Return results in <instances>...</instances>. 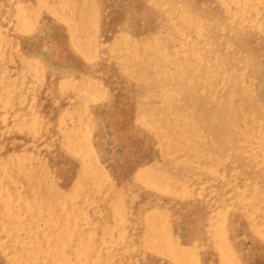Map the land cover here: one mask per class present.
<instances>
[{"label": "rangeland", "instance_id": "374dc122", "mask_svg": "<svg viewBox=\"0 0 264 264\" xmlns=\"http://www.w3.org/2000/svg\"><path fill=\"white\" fill-rule=\"evenodd\" d=\"M263 128L264 0H0V264L54 253L58 200L66 263L77 231L102 263L180 264L156 214L195 264H228L222 238L264 264Z\"/></svg>", "mask_w": 264, "mask_h": 264}, {"label": "bare ground", "instance_id": "6f19581e", "mask_svg": "<svg viewBox=\"0 0 264 264\" xmlns=\"http://www.w3.org/2000/svg\"><path fill=\"white\" fill-rule=\"evenodd\" d=\"M220 2V1H219ZM251 6V5H250ZM233 8V7H232ZM236 8V7H235ZM186 9V8H185ZM203 9V8H202ZM259 9V8H258ZM239 10V9H238ZM237 10V11H238ZM200 11V10H199ZM246 11V10H245ZM70 12V11H69ZM194 13V12H193ZM240 13V12H239ZM253 13V12H252ZM229 14V13H228ZM230 15H231V13H230ZM197 17V16H196ZM237 17V16H236ZM235 17V18H236ZM182 18V17H181ZM236 19H238V17L236 18ZM17 20V19H16ZM183 20V19H182ZM243 20V19H242ZM232 21V20H231ZM237 22H239L238 20H236ZM235 21V22H236ZM261 21V20H260ZM233 22H234V20H233ZM232 22V23H233ZM236 22V23H237ZM241 22V21H240ZM166 23V22H165ZM244 25H246V24H244ZM243 25V26H244ZM231 26H232V24H231ZM233 26H235L234 24H233ZM171 27H172V25H171ZM200 28V27H199ZM251 28V27H250ZM165 29V28H164ZM177 29V28H176ZM219 29H222L220 26H219ZM242 29V28H241ZM256 29V28H255ZM173 30V29H172ZM259 30V29H258ZM167 32V31H166ZM172 32H174V31H172ZM208 32V31H207ZM246 32V31H245ZM176 33V32H175ZM190 33V32H189ZM177 34H178V32H177ZM200 34H202V33H200ZM173 35V34H172ZM195 35V34H194ZM205 35H207L206 33H205ZM174 37V36H173ZM175 38V37H174ZM191 38V37H190ZM136 39V38H135ZM170 39L171 38H169V41H170ZM172 40V39H171ZM149 41V40H148ZM179 42V41H178ZM184 42V41H183ZM170 43V42H169ZM174 43H172V45H173ZM227 44V43H226ZM166 45V44H165ZM175 46H176V44H174ZM173 45V46H174ZM145 46H147V45H145ZM149 46V45H148ZM164 46V45H163ZM229 46H230V44H229ZM229 46H227V47H229ZM202 47V46H201ZM151 48V47H150ZM198 48V47H197ZM230 48V47H229ZM167 51H168V49H167ZM123 52H124V50H123ZM193 52V51H192ZM158 53V52H157ZM128 54V53H127ZM119 55V54H118ZM126 55V54H125ZM195 55V54H194ZM208 55V54H207ZM241 55H243V54H241ZM158 56V55H157ZM196 56V55H195ZM209 56V55H208ZM240 56V55H239ZM154 57V56H153ZM194 57V56H193ZM242 58H244V57H242ZM246 58V57H245ZM189 59V58H188ZM211 59V58H210ZM171 60V59H170ZM187 60V59H186ZM191 60V59H190ZM214 60V59H213ZM192 61V60H191ZM217 61V60H216ZM187 62V61H186ZM202 62V61H201ZM155 63V62H154ZM199 63V62H198ZM184 64V63H183ZM182 64V65H183ZM203 66H204V64L203 63H201ZM191 65V64H190ZM207 65V64H206ZM180 65H178V67H179ZM211 66H213L212 64H211ZM177 67V66H176ZM175 67V68H176ZM216 67V66H215ZM190 68H193L192 67V65H191V67ZM153 69V68H152ZM143 70H145V69H143ZM155 70V69H154ZM167 70H169V69H167ZM157 71V70H156ZM178 72V71H177ZM213 72V71H212ZM181 74H182V72H181ZM158 77V76H157ZM165 77V76H164ZM162 78V77H161ZM186 82H189V80L188 81H186ZM190 82H192V79H191V81ZM181 85V84H180ZM171 86H173V85H171ZM177 86V85H176ZM176 86H174V87H176ZM212 86V85H211ZM101 87V86H100ZM263 87V86H262ZM210 88V87H209ZM200 90H201V87H200ZM203 90V89H202ZM254 102V101H253ZM258 107V106H257ZM234 112V111H233ZM86 113V112H85ZM179 114V113H178ZM229 114V113H228ZM88 115V114H87ZM226 116V115H225ZM229 117V116H228ZM224 118V117H223ZM150 119V118H149ZM215 119H217V118H213L212 117V119L210 118V120H211V122H212V124L213 125H217V122H218V120H215ZM226 119H228V118H226ZM187 120V119H186ZM185 120V121H186ZM225 120V119H224ZM223 120V121H224ZM221 122V121H220ZM234 122V121H233ZM224 124H228V122L227 123H225V122H223ZM257 123V122H256ZM211 124V123H210ZM232 124V123H231ZM258 124V123H257ZM255 125V124H254ZM254 125H253V127H254ZM229 126V125H228ZM231 126V125H230ZM257 126V125H256ZM259 126V125H258ZM232 127V126H231ZM240 127V126H239ZM248 127V126H247ZM250 127V126H249ZM248 127V128H249ZM220 127H218V129L217 130H219V131H222L221 129H219ZM222 128V127H221ZM228 128V127H227ZM236 128V127H235ZM247 128V129H248ZM93 129V128H92ZM246 129V128H245ZM261 129H262V127H261ZM264 129V128H263ZM211 130H213L212 128H211ZM210 130V131H211ZM217 130L216 131H214V133L213 134H211L212 135V137L214 138H212L213 140H215V139H217V136H216V138L213 136V135H215L216 134V132H217ZM95 131V130H94ZM187 131V130H186ZM239 132V131H238ZM246 132V131H245ZM212 133V132H211ZM233 133H235V132H233ZM82 134V133H81ZM222 134V133H221ZM223 134H225V133H223ZM80 135V134H79ZM83 135V134H82ZM258 135V134H257ZM81 136V135H80ZM218 136H219V134H218ZM226 136V135H225ZM224 136V137H225ZM241 136V135H240ZM239 137V136H238ZM243 137V136H242ZM245 138H246V136H244ZM253 136H251V138H252ZM211 138V137H210ZM236 138V137H235ZM225 139V138H224ZM224 139L222 140V142L224 141ZM261 139V138H260ZM226 140V142H228V140L227 139H225ZM252 140H253V138H252ZM256 140V139H255ZM92 141V140H91ZM218 142H219V138H218V140H217ZM254 141V140H253ZM260 141V140H259ZM215 142V141H214ZM221 142V143H222ZM225 142V141H224ZM238 142V141H237ZM250 142V141H249ZM166 143V142H165ZM190 143H192V142H190ZM203 143V142H202ZM216 143V145H217V142H215ZM214 143V144H215ZM220 143V142H219ZM219 143H218V145H219ZM253 143V142H252ZM255 143V142H254ZM264 143V142H263ZM262 143V144H263ZM233 144V143H232ZM191 145H196V148H195V151L196 152H203L204 151V149H203V144H201V143H198L197 142V144L195 143V144H191ZM203 145V146H202ZM229 145V144H228ZM250 145V144H249ZM246 146V145H245ZM251 146V145H250ZM259 146H260V144H259ZM205 147V146H204ZM215 147V146H214ZM228 147V146H227ZM253 147V146H252ZM185 148V147H184ZM216 148V150H219V149H221V147H215ZM219 148V149H218ZM246 148V147H245ZM261 148V147H260ZM247 149V148H246ZM257 150V149H256ZM252 151V150H251ZM258 151V150H257ZM248 152V151H247ZM254 153V152H253ZM169 156V155H168ZM178 156V155H177ZM261 157V156H260ZM180 157H178V159H179ZM255 160V159H254ZM157 161V160H156ZM160 162V161H159ZM173 162V161H172ZM156 163V162H155ZM166 163V162H165ZM18 164L20 165V166H22L23 167V162H18ZM103 164V163H102ZM154 164V163H153ZM147 165H150V164H147ZM162 165H163V163H162ZM217 165V164H216ZM146 166V165H145ZM153 167V166H152ZM156 167V166H155ZM155 167H153V168H155ZM158 167V166H157ZM168 167V166H167ZM145 168H147V167H145ZM149 168V167H148ZM159 168V167H158ZM174 168V167H173ZM200 168V167H199ZM152 170V169H151ZM159 171V170H158ZM157 171V172H158ZM161 172V171H160ZM164 172V171H163ZM166 173V172H165ZM169 173H170V171H169ZM144 176H145V174H142V176H141V179L142 180H144L143 178H144ZM159 178V177H158ZM155 183H158V184H160L161 183V181L160 180H155L154 181ZM173 182V181H172ZM177 182V181H176ZM162 184H163V182H162ZM171 188V187H170ZM169 188V189H170ZM175 188V187H174ZM176 188H177V186H176ZM180 188V187H179ZM1 194V193H0ZM3 201H4V203H5V207L6 208H8L9 207V210H10V212H8V218L9 217H13L14 216V213H13V211H14V208H16V204L13 202L12 203V199H14V197H12L10 194H8L7 193V195L4 197V198H1ZM61 200H58V203L57 204H59L61 207H60V209L59 210H55L54 209V205L56 204V203H50V202H47V203H45L44 201L41 203V205H40V208H39V212L41 211V212H44V219H45V221L47 222V223H56V225H57V227H58V233L56 234L57 236H59V242H58V245L55 247L56 249H55V251H54V253H49V248L46 246V240L43 238V235L41 236V238H39L38 240H36L35 241V246L34 247H31V249H28L27 250V255L26 256H28L29 257V259H32V260H41V259H43L44 258V264H89V263H91V264H107V263H102V262H100V260H98L97 258H92V257H90L89 255H90V249H92L93 247H92V243H91V238L88 236V237H86L85 236V239H83V235H82V233H78L77 231H73V233L74 234H76V237L78 238V243H77V247H75V249L73 250V262H71V263H66V261H64V258H65V255L69 252V248H68V243H67V239L69 238L68 237V235L70 234V232H69V230H68V216H67V209L65 208V206H63L62 204H63V201H61ZM167 204V203H166ZM15 205V206H14ZM55 206H57V205H55ZM158 207H161V206H158ZM30 208H31V205H26V209H28V210H30ZM240 208V207H239ZM149 208H147V210H148ZM8 210V211H9ZM193 210V208L191 209V211ZM221 210V209H220ZM17 213V212H16ZM242 214H243V212H242ZM241 214V215H242ZM212 216V215H211ZM210 216V217H211ZM214 216V215H213ZM155 217H156V219H157V215L156 214H149L148 216H147V219H146V221H147V224H149L150 225V228H149V233H152V236L150 237V238H152V240L154 241L155 239H156V237L158 236V234H159V236L158 237H160L161 236V238H163V239H168V241H169V244H168V246H171V250L170 251H173L172 252V254H173V256L175 257V258H177V262L178 263H180V264H195V261L197 260V255H196V252L193 250V249H189V250H187V249H177L176 248V246H178V244L176 243V241H174V242H172V239H173V237L171 236V233L169 232V229H168V227H167V223H166V221H165V217H163V220L164 221H160L158 224H156L155 222H156V220H155ZM211 218H213V217H211ZM218 219H219V217H218ZM209 220V219H208ZM214 221L215 220H213V222L212 223H214ZM223 222H224V219L221 217V220H220V222H219V229L217 228V229H215L216 231H221L222 232V225H223ZM158 227H157V226ZM209 225V224H208ZM213 225V224H212ZM211 226V225H210ZM254 226H255V224H254ZM254 226L252 227V229L254 228ZM240 228V227H239ZM251 229V230H252ZM213 230V229H212ZM239 232V231H238ZM72 233V234H73ZM184 233V232H183ZM209 233H211V229H209ZM215 233V232H214ZM212 235V234H211ZM183 236V235H182ZM215 238L216 239H218L219 237H216L215 236ZM259 238V237H258ZM65 239V240H64ZM62 240V241H61ZM210 240H212L211 238H210ZM264 240V239H263ZM222 242L223 243H219V245L221 246H224V247H221V249H219L218 251H219V254H220V256H221V259H222V262L223 263H232V262H235V260H236V258H235V256H234V254H233V249L231 248V245L227 242V240L224 238H222ZM204 243V242H203ZM216 243H218V241L216 240ZM190 244H192V243H190ZM198 244V243H197ZM205 244V243H204ZM203 244V245H204ZM229 244V245H228ZM199 245V244H198ZM215 245V244H214ZM213 245V246H214ZM194 246V245H193ZM197 246V245H196ZM162 247H167V246H164V245H162ZM191 247V246H190ZM168 249H169V247H167ZM216 249H217V246H216ZM221 250V251H220ZM41 254L43 255H45V256H43V258L41 257ZM217 254V253H216ZM184 259H185V262H184ZM211 260V259H210ZM218 263V262H217ZM221 264V263H220Z\"/></svg>", "mask_w": 264, "mask_h": 264}]
</instances>
